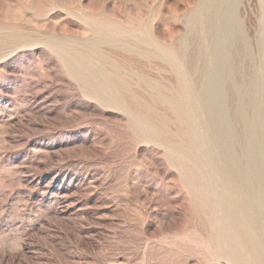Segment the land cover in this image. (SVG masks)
<instances>
[{
  "label": "rangeland",
  "instance_id": "obj_1",
  "mask_svg": "<svg viewBox=\"0 0 264 264\" xmlns=\"http://www.w3.org/2000/svg\"><path fill=\"white\" fill-rule=\"evenodd\" d=\"M259 192L264 0H0V264H264Z\"/></svg>",
  "mask_w": 264,
  "mask_h": 264
},
{
  "label": "bare ground",
  "instance_id": "obj_2",
  "mask_svg": "<svg viewBox=\"0 0 264 264\" xmlns=\"http://www.w3.org/2000/svg\"><path fill=\"white\" fill-rule=\"evenodd\" d=\"M213 91H215V90H213ZM212 90H211V88L210 89H206V94H208V95H206V100L207 99H211L213 102H215V100L217 99V97L219 96L218 95V92L216 93V92H213ZM218 95V96H217ZM209 99V100H210ZM209 100H207V103L208 102H210ZM217 102H219V99L218 100H216ZM220 104V103H219ZM210 105V104H209ZM213 105V104H212ZM218 105V104H217ZM217 105H216V107H215V110L214 109H212L213 108V106L210 108V109H212V110H210V112L211 111H215L216 113H220L221 111H220V109L221 108H219V106L220 105H218V107H217ZM215 106V105H214ZM208 109V108H207ZM207 111H209V110H207ZM215 112H212V113H215ZM211 113V114H212ZM222 113V112H221ZM220 113V114H221ZM214 116V115H213ZM216 117H217V115H216ZM214 120V119H213ZM217 120V119H216ZM215 120V122L214 121H212V122H214L213 124H211L210 126H212L213 125V127H214V131H215V136H217V137H221V135H223V134H226V133H224V131H226L227 132V130L224 128V126H226V125H224V126H222L221 124H218V122ZM211 122V121H210ZM223 123V122H222ZM212 127V128H213ZM225 136V135H224ZM224 138V137H223ZM226 139V138H225ZM224 140V139H223ZM225 141H227V140H225ZM221 142V141H220ZM224 142V141H223ZM228 142V141H227ZM223 144V143H222ZM224 147H226V149H227V146H225L224 145ZM225 162H227V164H228V166H229V169L228 170H225V168H220L218 171H217V177H219V179L218 180H220L221 182H222V184H223V186H224V191H225V193H226V198H227V200H228V206H229V208H230V210L232 211V212H238V213H240V214H242L243 215V217H245V215L244 214H246V211H247V209H246V204H244L245 202H243V199L242 198H240L241 196L240 195H237L236 193H234L233 192V184L236 182H233L232 180L234 179H232V174L234 173L235 174V172H233L232 171V169H234V168H232L233 166H234V164H233V162H232V160L233 159H231V155H229V153L228 154H226V156H225ZM231 164L233 165V166H231ZM255 171V170H254ZM253 171V172H254ZM257 171V170H256ZM252 172V175L255 173H253ZM258 172V171H257ZM256 172V173H257ZM259 173V172H258ZM257 173V174H258ZM233 174V175H234ZM257 174L255 175L254 174V176H257ZM237 177H239V176H237ZM236 178V177H235ZM235 180H237V179H235ZM238 181H240V180H238ZM237 183H240V182H237ZM236 183V184H237ZM222 184H220V185H222ZM235 184V185H236ZM235 187V186H234ZM235 189V188H234ZM260 191H262V190H260ZM264 193L263 192H259L258 193V195H255V197H257V199H258V202H260L263 206H264V195H263ZM240 196V197H239ZM242 199V200H241ZM257 199H255L256 201H257ZM262 205H261V208H262ZM263 210V209H262ZM261 210V211H262ZM260 211V212H261ZM263 213V215H261L262 217H263V222H261V231L262 232H264V211L263 212H261V214ZM231 216H233V215H231ZM243 217H241L242 219H243ZM234 218V217H233ZM235 221V220H234ZM243 221V220H242ZM246 223V222H245ZM258 225V224H257ZM237 230H238V232H240V234H242V236H243V238L244 239H246V240H244L243 238V240L244 241H247V243L245 244L246 246L247 245H249V247H250V251H251V253H252V256H253V260L255 261H253L252 263H256V264H261L263 261H262V257H261V250L254 244V240L252 241V237L254 236H250L251 235V233H252V231H251V233H250V231L248 230V229H246V226L243 224V222H239L238 224H237ZM257 227V226H256ZM259 227V226H258ZM259 228V229H260ZM249 232H248V231ZM254 233V232H253ZM264 235V234H263ZM256 239V238H255ZM264 240V239H263ZM258 241V240H257ZM256 242V241H255ZM257 243V242H256ZM260 243V242H259ZM262 243H263V241H262ZM262 243H261V245H262ZM248 247V248H249ZM264 247V246H263ZM262 248V247H261ZM234 252V251H233ZM264 252V251H263ZM262 252V253H263ZM236 252H234V254H235ZM233 254V255H234ZM237 255V254H236ZM264 256V255H263ZM234 258H235V255L233 256ZM264 259V258H263Z\"/></svg>",
  "mask_w": 264,
  "mask_h": 264
}]
</instances>
